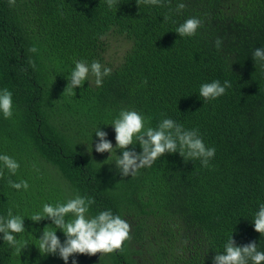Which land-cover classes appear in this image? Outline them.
Returning <instances> with one entry per match:
<instances>
[{
	"label": "trees",
	"instance_id": "trees-1",
	"mask_svg": "<svg viewBox=\"0 0 264 264\" xmlns=\"http://www.w3.org/2000/svg\"><path fill=\"white\" fill-rule=\"evenodd\" d=\"M177 2L114 0L109 8L107 0H0V88L12 91L15 106L12 119L0 116V153L20 164L15 175L0 168V215L12 209L30 217L79 192L94 199L92 214L111 209L129 223L123 251L75 254L78 264H213L232 234L236 245L254 241L264 250L251 222L264 202V67L251 57L264 47V0H182L176 13ZM190 17L202 25L180 38L175 28ZM115 36L128 46L110 61ZM32 46L38 54L28 52ZM80 59L100 61L111 75L99 88L93 78L65 92ZM216 79L231 87L204 103L199 87ZM121 109L141 112L152 127L168 117L197 129L216 149L210 166L165 154L120 176L115 151L110 159L95 152L93 135L101 126L115 147L106 124ZM8 180L27 181L28 189ZM49 225L26 218V232L17 234L26 248L16 253L0 240V264H64L35 246Z\"/></svg>",
	"mask_w": 264,
	"mask_h": 264
},
{
	"label": "clouds",
	"instance_id": "clouds-1",
	"mask_svg": "<svg viewBox=\"0 0 264 264\" xmlns=\"http://www.w3.org/2000/svg\"><path fill=\"white\" fill-rule=\"evenodd\" d=\"M114 0H107L108 7L113 6ZM152 5H159L162 0H147ZM14 3V0H9ZM185 8L182 0H178L176 13ZM169 17H164L167 20ZM202 25V20L190 17L175 28V33L180 38H191L197 34ZM222 41L217 39L215 46L221 47ZM38 48L32 46L29 53L38 54ZM255 65L264 67V47H257L252 52ZM29 64L35 67L31 57ZM66 76L67 86L65 92H71L76 88H83L86 82H93L97 88L101 87L104 78L111 75V68L103 65L98 60L91 63L80 59L73 61ZM231 87L229 80H212L202 83L199 87L198 96L203 102L220 98ZM13 93L7 87L0 88V116L4 119H12L14 116ZM111 126L115 132V147L108 139V133L101 126L96 128L94 135L98 138L95 143V152L109 153V159L115 151L114 162L120 176L128 177L135 175L139 168L150 166L165 154L179 153L183 158L200 160L203 167H209L214 158L216 149L205 144L197 129H186L182 124L165 117L159 123L150 126V118L141 112L132 109H121L119 113L106 124ZM93 144V137H92ZM91 144V151L92 149ZM139 145L141 151L136 152ZM129 146H132L129 149ZM118 150L121 155H117ZM108 159V160H109ZM19 162L13 157L0 153V168L7 169L11 175H15L19 169ZM12 189H28L27 181L15 182L8 180ZM95 201L91 197L80 195L76 192L72 198L55 204L43 203L42 207L34 211L30 217L14 214L8 209L6 215H0V240L6 242L16 253L26 248L27 243L22 236L17 234L26 232L25 219L28 218L34 224L50 220L51 225L46 226L39 238H36V248L41 256L58 255L64 264H78L75 254L95 255L97 253L111 254L117 250L123 251L125 242L129 239L130 225L111 209L101 210L92 214L91 208ZM254 230L264 238V202L258 203L257 211L253 213L251 220ZM39 231V229H37ZM61 231L65 237L64 241L57 235ZM213 264H264V250L256 242H250L243 246L236 245L233 234L223 243V251L216 252Z\"/></svg>",
	"mask_w": 264,
	"mask_h": 264
},
{
	"label": "rangeland",
	"instance_id": "rangeland-1",
	"mask_svg": "<svg viewBox=\"0 0 264 264\" xmlns=\"http://www.w3.org/2000/svg\"><path fill=\"white\" fill-rule=\"evenodd\" d=\"M127 42L123 37L115 36L109 39V49L107 53V60L116 61L120 55H122L123 50L127 47Z\"/></svg>",
	"mask_w": 264,
	"mask_h": 264
}]
</instances>
